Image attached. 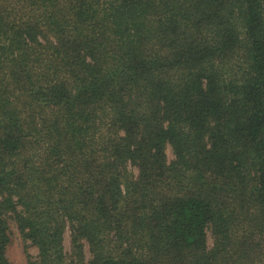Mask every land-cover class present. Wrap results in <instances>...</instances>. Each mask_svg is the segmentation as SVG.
Segmentation results:
<instances>
[{
	"label": "trees",
	"instance_id": "16d2710c",
	"mask_svg": "<svg viewBox=\"0 0 264 264\" xmlns=\"http://www.w3.org/2000/svg\"><path fill=\"white\" fill-rule=\"evenodd\" d=\"M13 223L29 264H264V0H0V264Z\"/></svg>",
	"mask_w": 264,
	"mask_h": 264
},
{
	"label": "rangeland",
	"instance_id": "374dc122",
	"mask_svg": "<svg viewBox=\"0 0 264 264\" xmlns=\"http://www.w3.org/2000/svg\"><path fill=\"white\" fill-rule=\"evenodd\" d=\"M166 154L168 156V161L171 162L175 160V153L171 145H168L166 148ZM131 170H136V174L138 175V170L134 166H129ZM134 170V171H135ZM12 233H11V242L9 248L7 250V256L9 258L10 264H29L28 256L26 254L25 242L20 236L19 230L17 226L12 224ZM207 238L209 247H213L214 238L212 234V230L209 228L207 230ZM65 248L68 254L72 252V236L70 228H68L65 234ZM28 252L32 255L34 261H38V248L32 244H29ZM89 247H86V256L90 257Z\"/></svg>",
	"mask_w": 264,
	"mask_h": 264
}]
</instances>
